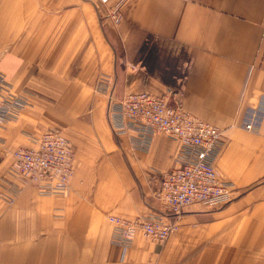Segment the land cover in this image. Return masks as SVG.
<instances>
[{
    "label": "crops",
    "instance_id": "0c3cea01",
    "mask_svg": "<svg viewBox=\"0 0 264 264\" xmlns=\"http://www.w3.org/2000/svg\"><path fill=\"white\" fill-rule=\"evenodd\" d=\"M0 71L26 101L0 129V264H264V0H0ZM138 92L221 132L214 168L232 193L165 216L178 225L165 244L137 235L124 250L107 215H161L155 193L180 152L114 133L109 98ZM56 124L73 175L67 194L44 196L11 152Z\"/></svg>",
    "mask_w": 264,
    "mask_h": 264
},
{
    "label": "built area",
    "instance_id": "2783aa9c",
    "mask_svg": "<svg viewBox=\"0 0 264 264\" xmlns=\"http://www.w3.org/2000/svg\"><path fill=\"white\" fill-rule=\"evenodd\" d=\"M103 3L113 0H100ZM117 23L118 7L112 12ZM26 101L11 93L10 85L0 71V129L16 119ZM108 120L116 135L132 130L138 145L144 147L154 135H163L180 145L178 166L161 177L155 199L161 215L127 219L107 215L111 225L110 242L122 249L131 247L137 235L163 245L176 233L178 225L164 220L179 216L193 204L210 207L226 205L232 187L222 181L214 162L221 147V132L210 124L184 111L179 104H170L167 96L145 92L128 93L121 99L108 101ZM248 131H255L245 124ZM12 169L27 184L44 196L64 195L69 191L73 175V150L68 140L56 130L44 132L35 139L34 147H18L11 152Z\"/></svg>",
    "mask_w": 264,
    "mask_h": 264
},
{
    "label": "rangeland",
    "instance_id": "374dc122",
    "mask_svg": "<svg viewBox=\"0 0 264 264\" xmlns=\"http://www.w3.org/2000/svg\"><path fill=\"white\" fill-rule=\"evenodd\" d=\"M5 80L10 85V91H11V93H13L15 95V93L13 92V89H12L11 84L7 81V79H5ZM108 87H109V81H107V84L105 85V88H106V90H104V93L105 94H106V92L108 90L107 89ZM108 97H109V95H108ZM50 130H56V131L60 132L62 134V136H64L68 140V137H66V134H67L66 133L67 132L66 130H68V126H66V124H65V126L64 125L62 126L61 124L60 125L59 124L53 125L52 127L48 128L46 131H50ZM46 131H44V132H46ZM68 142H69V140H68Z\"/></svg>",
    "mask_w": 264,
    "mask_h": 264
}]
</instances>
